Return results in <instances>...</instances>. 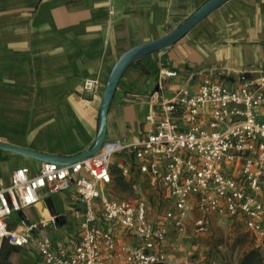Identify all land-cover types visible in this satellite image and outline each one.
I'll return each mask as SVG.
<instances>
[{"label": "crops", "instance_id": "crops-1", "mask_svg": "<svg viewBox=\"0 0 264 264\" xmlns=\"http://www.w3.org/2000/svg\"><path fill=\"white\" fill-rule=\"evenodd\" d=\"M204 1L0 0V142L61 156L84 151L97 134L102 93L119 56L164 35ZM240 72L250 80L264 74V0H228L173 45L128 66L107 112L105 140L140 141L161 118L163 101L182 89L197 91L204 78L234 88ZM87 78L98 81L95 91L83 90ZM259 118L264 120V107ZM40 164L0 149V188L9 185L14 169L27 167L33 174ZM110 173L111 181L101 186L110 197L144 198L151 220L168 209L163 186L149 185L129 151L112 157ZM261 184L264 199V178ZM38 194L36 203L7 219L8 227L24 231L35 224L33 237L45 235L55 246L70 247L80 227L73 211L82 207L75 189ZM150 197L156 200L154 209ZM198 216L192 208L181 232L166 222L168 264H216L206 256L209 244L202 240L211 224L207 232L196 233ZM223 216L212 214L210 221ZM113 231L121 242H136L119 228ZM256 239L264 250V240ZM0 264L43 261L33 244L3 243Z\"/></svg>", "mask_w": 264, "mask_h": 264}, {"label": "built area", "instance_id": "built-area-1", "mask_svg": "<svg viewBox=\"0 0 264 264\" xmlns=\"http://www.w3.org/2000/svg\"><path fill=\"white\" fill-rule=\"evenodd\" d=\"M97 86L94 78L82 84L87 92ZM160 107L161 118L136 143L105 141L92 156L68 165L41 162L33 174L27 167L14 169L9 185L0 188V249L3 243L33 244L43 264H168L166 222L184 231L192 208L199 212L196 233L207 232L211 215L217 214L240 221L264 240V120L259 118L264 74L250 80L240 72L234 88L204 78L197 91L182 89ZM123 150L134 155L152 188L165 189L169 207L157 220L148 217L144 198L115 199L101 188L111 181L112 157ZM71 188L82 207L73 211L80 227L70 247L55 246L45 235L33 237L35 224L24 231L8 227L7 219L36 203L40 190ZM113 228L136 242L119 241Z\"/></svg>", "mask_w": 264, "mask_h": 264}, {"label": "water", "instance_id": "water-1", "mask_svg": "<svg viewBox=\"0 0 264 264\" xmlns=\"http://www.w3.org/2000/svg\"><path fill=\"white\" fill-rule=\"evenodd\" d=\"M228 0H206L186 18L172 27L168 32L159 38L145 41L124 51L115 64L105 83L102 93L99 114L98 130L93 142L82 152L73 156H61L48 153H42L32 149L0 142V149L10 151L16 154L27 156L40 162L56 163L58 165H68L94 155L104 144L106 136L107 112L111 104L114 92L118 82L128 66L140 59L146 54L167 48L181 39L190 29L205 19L214 10L219 8Z\"/></svg>", "mask_w": 264, "mask_h": 264}, {"label": "rangeland", "instance_id": "rangeland-1", "mask_svg": "<svg viewBox=\"0 0 264 264\" xmlns=\"http://www.w3.org/2000/svg\"><path fill=\"white\" fill-rule=\"evenodd\" d=\"M187 14V12H186ZM128 189L125 188V192ZM151 208L154 209L155 199L149 198ZM211 232L203 237V241L209 244L205 251L206 256L216 264H241L242 258L251 251H256L258 257L264 259V250L257 246L254 235L247 232L243 224L228 216L211 218ZM54 239L57 236L53 235ZM6 248L4 249V252ZM246 264H261L258 259Z\"/></svg>", "mask_w": 264, "mask_h": 264}, {"label": "trees", "instance_id": "trees-1", "mask_svg": "<svg viewBox=\"0 0 264 264\" xmlns=\"http://www.w3.org/2000/svg\"><path fill=\"white\" fill-rule=\"evenodd\" d=\"M258 259V261L261 264H264V259L258 257L257 252L256 251H251L248 254H246L242 260H241V264H246L248 261L252 262L253 260Z\"/></svg>", "mask_w": 264, "mask_h": 264}]
</instances>
